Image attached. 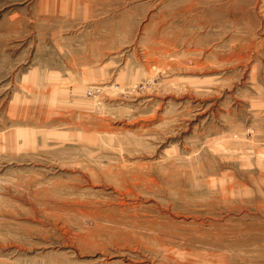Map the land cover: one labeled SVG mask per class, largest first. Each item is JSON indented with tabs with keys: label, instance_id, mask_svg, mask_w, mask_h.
I'll list each match as a JSON object with an SVG mask.
<instances>
[{
	"label": "rangeland",
	"instance_id": "obj_1",
	"mask_svg": "<svg viewBox=\"0 0 264 264\" xmlns=\"http://www.w3.org/2000/svg\"><path fill=\"white\" fill-rule=\"evenodd\" d=\"M0 264H264V0H0Z\"/></svg>",
	"mask_w": 264,
	"mask_h": 264
}]
</instances>
